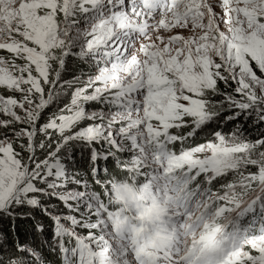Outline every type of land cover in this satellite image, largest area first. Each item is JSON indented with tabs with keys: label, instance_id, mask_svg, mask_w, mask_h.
Listing matches in <instances>:
<instances>
[{
	"label": "snow or ice",
	"instance_id": "1",
	"mask_svg": "<svg viewBox=\"0 0 264 264\" xmlns=\"http://www.w3.org/2000/svg\"><path fill=\"white\" fill-rule=\"evenodd\" d=\"M0 264H264V0H0Z\"/></svg>",
	"mask_w": 264,
	"mask_h": 264
}]
</instances>
